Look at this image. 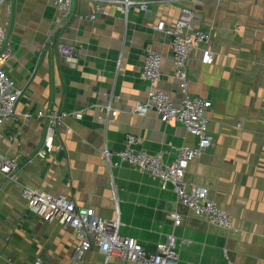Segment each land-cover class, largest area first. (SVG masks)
I'll list each match as a JSON object with an SVG mask.
<instances>
[{
	"label": "crops",
	"instance_id": "0c3cea01",
	"mask_svg": "<svg viewBox=\"0 0 264 264\" xmlns=\"http://www.w3.org/2000/svg\"><path fill=\"white\" fill-rule=\"evenodd\" d=\"M184 7L193 12L194 26L210 33L214 53L212 64L202 62L200 49L187 62L189 91L212 101L207 115L213 143L189 163L185 181L207 187L237 233L196 216L148 173L128 163L109 171L103 159L105 146L125 149L129 134L139 139L136 149L163 151L167 164L176 159L175 147L195 145L182 123L163 122L153 111L133 112L147 97L149 82L141 70L148 46L163 59L157 88L176 104L182 100L171 37L154 25L163 19L172 26ZM0 20L9 42L0 65L25 87L18 119L1 128L0 150L17 158L19 167L9 177L0 173V264H32L38 256L47 264H70L79 241L57 219L29 210L24 186L66 195L101 218L115 217V195L120 232L151 252L174 233L179 264H264V0H156L148 11L134 7L127 17L115 5L75 0L67 18L52 0H12L10 12L0 10ZM59 43L75 45V65L59 54ZM109 99L119 111L106 123L99 115ZM51 106L84 111L81 119L66 118L58 128L56 140L64 149L38 156L46 121L23 114ZM175 212L181 216L178 226L170 217ZM84 264H104V256L94 247ZM108 264L141 263L115 257Z\"/></svg>",
	"mask_w": 264,
	"mask_h": 264
},
{
	"label": "built area",
	"instance_id": "2783aa9c",
	"mask_svg": "<svg viewBox=\"0 0 264 264\" xmlns=\"http://www.w3.org/2000/svg\"><path fill=\"white\" fill-rule=\"evenodd\" d=\"M63 18L72 13L75 0H52ZM98 5H115L125 17L132 8L148 11L152 2L156 0H92ZM161 1V0H158ZM199 2L201 0H191ZM222 1V0H218ZM7 7L10 12L12 0H0V10ZM194 14L189 8H182L179 17L172 26H167L161 19L154 28L171 37L172 56L174 62V77L179 81L182 100L176 104L171 95L159 88L157 84L162 79V55L148 46L146 49L144 64L141 70V78L149 82L147 97L143 102L137 103L133 112L145 115L155 112L163 122L178 121L182 123L186 131L196 138L194 146L182 145L175 147L176 159L167 164L164 161V152L159 151L150 154L144 149H136L137 136L129 134L126 137V147L122 151H111L107 146L103 149V159L106 167L111 171L123 163H128L136 170L145 172L158 179L162 189L169 187L176 193L178 202L192 209L196 216L206 221L220 225L229 231L239 232L233 224L230 214L209 197V189L200 185L187 186L185 171L189 163L200 157L213 143V137L209 130V118L207 111L212 107V101L200 96L192 95L189 91L188 58L190 54L200 49L202 62L212 64L214 53L209 48L210 33L197 28L193 24ZM8 29L0 20V61L8 54ZM60 55L68 59L71 64L77 63L76 47L74 44L59 43L57 46ZM121 63V56L117 59V66ZM25 92V87L19 86L13 77L0 65V146L3 135L1 128L10 120H17V104ZM114 100L100 107L102 112L99 118L108 123L112 122L118 109L114 106ZM83 109L67 111L59 107H40L34 114L27 111L23 117L28 119L33 115L46 121V133L42 147L37 151L38 156L53 154L64 149V144L58 142L57 131L66 118L81 119ZM117 156L118 160H113ZM17 158L8 157L0 150V173L9 177L18 169ZM22 195L26 201V207L38 216L50 221L57 219L64 229H73L79 241L74 245L70 264H84V259L94 247L104 256V264L112 258L138 262L141 264H179L177 236L172 233L167 240L157 244L154 252L148 251L135 237L126 236L120 232L123 225L120 217L119 201L114 195L116 203L115 217L101 218L92 207L78 206L75 201L66 195H56L41 191L33 187L24 186ZM175 226L181 224L179 213H171ZM32 264H47L38 256Z\"/></svg>",
	"mask_w": 264,
	"mask_h": 264
}]
</instances>
